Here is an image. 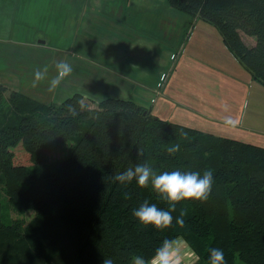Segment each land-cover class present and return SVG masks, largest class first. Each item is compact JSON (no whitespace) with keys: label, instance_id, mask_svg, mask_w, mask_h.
<instances>
[{"label":"trees","instance_id":"16d2710c","mask_svg":"<svg viewBox=\"0 0 264 264\" xmlns=\"http://www.w3.org/2000/svg\"><path fill=\"white\" fill-rule=\"evenodd\" d=\"M168 2L215 26L264 84V0ZM241 33L255 38V45L246 44ZM76 60L79 67L62 81L51 104L0 82L1 183L15 209L36 215L27 225L9 222L0 196V243L12 238L10 255L24 254L18 264H102L104 255L130 264L134 253L150 264L159 242L177 235L197 255L194 264H209L211 247L224 249L227 264H264V147L163 120L132 100L108 95V88L88 92L83 87L92 81L80 70L99 68ZM67 146V157L50 173L36 171ZM145 159L158 171L214 169L207 201L178 202L173 215L186 209L183 225L142 226L131 214L145 198L167 206L150 188L112 178Z\"/></svg>","mask_w":264,"mask_h":264},{"label":"crops","instance_id":"0c3cea01","mask_svg":"<svg viewBox=\"0 0 264 264\" xmlns=\"http://www.w3.org/2000/svg\"><path fill=\"white\" fill-rule=\"evenodd\" d=\"M105 12H113L112 19L100 17ZM44 25L66 32V49L52 48L62 60L78 68L76 59L85 55L96 63V73L80 70L92 81L83 87L88 92L108 88V95L132 100L163 120L264 146L254 136L264 135V84L240 63L223 34L199 17L168 0H0V59L6 49L23 61L27 52L50 49L41 41ZM241 36L255 45V38ZM225 115L239 123L226 126Z\"/></svg>","mask_w":264,"mask_h":264},{"label":"clouds","instance_id":"9594fccd","mask_svg":"<svg viewBox=\"0 0 264 264\" xmlns=\"http://www.w3.org/2000/svg\"><path fill=\"white\" fill-rule=\"evenodd\" d=\"M56 74L48 83L49 90H55L61 86L62 81L69 77L73 71V65L68 60H58L55 65ZM48 76V65L37 67L33 70L32 85L35 87ZM82 103V102H81ZM228 111V105H223ZM223 123L229 127H235L239 121L233 115H225ZM179 145L170 147V153L179 149ZM121 185L127 186L133 180L141 187H148L157 193V199L165 201L166 207L145 198L138 206L131 209V214L139 221L140 225H152L158 229L173 226V222L183 225L185 223L186 209L181 208L178 215H173L177 210L178 202L184 200L207 201L213 190L215 182L214 169L182 170L179 167L171 170L158 171L146 159L129 166L123 171H117L112 177ZM182 236H165L157 245L151 264H181L184 253ZM209 264H227L225 251L222 247H211L208 254ZM102 264H116L114 258L104 255ZM130 264H149V260L140 254H132Z\"/></svg>","mask_w":264,"mask_h":264},{"label":"rangeland","instance_id":"374dc122","mask_svg":"<svg viewBox=\"0 0 264 264\" xmlns=\"http://www.w3.org/2000/svg\"><path fill=\"white\" fill-rule=\"evenodd\" d=\"M52 14V12H51ZM61 14V12H58V16ZM113 12H105V14H100V17H107V19H112L110 16L113 15ZM49 12H47L48 19ZM54 19V17H53ZM61 19H59L60 21ZM214 28V27H211ZM43 37H41V41L48 42L49 48L39 49L31 52H27L26 54V60L23 61L21 59L20 55H14L9 53V50L6 49V56L4 59H0V82L4 84L5 86L9 87L10 89H15L18 92L24 93L27 96H30L31 98L43 103V104H51L54 103L56 98V89L55 90H49L48 83L50 79L56 74V62L58 60L64 59V57H61L60 53L58 55L55 54V49L65 50L66 49V38L67 34L65 31L62 30L60 26H49L44 25L43 26ZM215 30V29H213ZM215 32L218 33V31L215 30ZM219 34V33H218ZM35 36V34H33ZM73 33L71 34V36ZM219 36V35H218ZM39 41V40H38ZM191 41V39H190ZM205 42V40H203ZM218 52L220 53V48L218 49ZM92 54V53H91ZM58 56V57H57ZM83 59L85 61H88L89 56L82 55ZM94 55L92 54L93 57ZM37 61L35 63L34 61ZM29 62V63H26ZM36 64V65H35ZM44 65H48V76L45 80L39 82L37 86H33L31 81L33 79V70L37 67H43ZM241 65H234V69L238 72H241ZM141 85L138 86L139 91H141ZM33 94V95H32ZM261 111L262 107H264V101L260 102ZM259 105V106H260ZM258 106V107H259ZM255 138H258L257 141H263L264 135L260 133H255ZM264 142V141H263ZM256 144V143H253ZM260 145V144H256ZM262 146V145H260ZM264 147V146H263ZM69 151V147H65L63 150L58 151L56 153H53L49 156L48 162L46 165L42 167L37 168V172L39 174H48L51 172L52 166H54V163L58 160L64 159L67 157ZM0 196L3 197L4 201V212L6 217L8 218L9 222H24V225H27L31 223L35 218L36 215L32 210H17L12 205L10 201V197L6 193V189L1 183V176H0ZM6 241L8 243H5L4 240H1L0 251L6 252V257L4 258L3 255L0 254V262L4 261L3 264H18L21 263L24 259V254L20 253L19 251L13 253L10 255L12 251V247L9 245L10 241L12 240L11 237L6 236ZM9 245V247H7ZM182 252L184 253L183 259L181 261V264H194L197 260V255L190 250L188 245L184 242L182 246ZM151 264V263H150Z\"/></svg>","mask_w":264,"mask_h":264},{"label":"built area","instance_id":"2783aa9c","mask_svg":"<svg viewBox=\"0 0 264 264\" xmlns=\"http://www.w3.org/2000/svg\"><path fill=\"white\" fill-rule=\"evenodd\" d=\"M165 77H163V79H164Z\"/></svg>","mask_w":264,"mask_h":264}]
</instances>
